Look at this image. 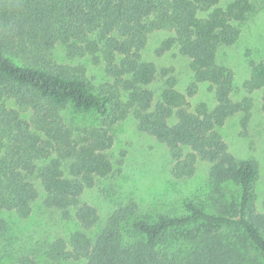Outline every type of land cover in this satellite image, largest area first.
<instances>
[{
    "label": "trees",
    "instance_id": "1",
    "mask_svg": "<svg viewBox=\"0 0 264 264\" xmlns=\"http://www.w3.org/2000/svg\"><path fill=\"white\" fill-rule=\"evenodd\" d=\"M250 10L248 0L225 8L220 0H0V239L5 247L14 242L10 224L29 218L43 192L47 209L67 218L74 211L82 229L50 244L48 257L57 263L264 264L258 165L236 160L219 133L239 111L247 113L244 121L249 116L247 104L231 101L233 78L219 57L222 47L239 40L238 24ZM158 31L172 34L160 54L177 48L196 81L211 85L213 109L204 103L191 109L170 80L154 106L146 87L158 72L143 51ZM57 46L72 57L100 56L115 79H126L132 91L127 106L137 109L139 129L168 147L178 176H192L204 161L216 186L232 184L237 193L215 211L191 200L183 201L178 215L134 218L131 209H118L89 234L100 217L81 196L113 172L108 122L114 107L109 96L94 93L77 73L54 61ZM247 85L264 87V63L250 62ZM92 112L105 123L85 126L75 119Z\"/></svg>",
    "mask_w": 264,
    "mask_h": 264
},
{
    "label": "rangeland",
    "instance_id": "2",
    "mask_svg": "<svg viewBox=\"0 0 264 264\" xmlns=\"http://www.w3.org/2000/svg\"><path fill=\"white\" fill-rule=\"evenodd\" d=\"M233 1L220 0V7L225 8ZM248 1L251 10L238 24L239 40L222 47L219 58L233 78L231 101L247 104L249 116L244 121L247 113L239 111L229 118L219 133L236 160H251L258 165L256 193L257 205L261 207L264 201V87L251 89L247 81L250 79V62L264 63V0ZM171 35L167 31L152 33L143 51L144 60L153 63L158 72L156 80L146 87L154 94V106L160 99L165 81L170 80L187 97L191 109L201 103L213 109L216 105L214 91L209 83L196 81L189 60L177 48L160 54V45ZM53 59L71 73H77L94 93L109 96L114 107L108 122L114 138L108 151L113 172L107 178L98 179L93 188L81 196V201L96 208L100 217L89 234L103 227L107 218L118 209H131L134 218L178 215L183 213V201L191 200L215 211L237 193L235 185L216 186L209 176L210 165L204 161L197 164L192 176H178L168 147L139 129L137 109L127 106L132 91L128 89L126 79H115L100 56L72 57L63 47L57 46ZM22 117L28 119L29 114L23 113ZM75 119L85 126L105 123L93 112L78 114ZM43 198L42 192L29 218L10 224L12 246L5 247L0 239V264H85L80 260L57 263L49 259L52 242L58 238L68 240L82 229L74 211L70 218L64 217L58 210L47 209Z\"/></svg>",
    "mask_w": 264,
    "mask_h": 264
}]
</instances>
